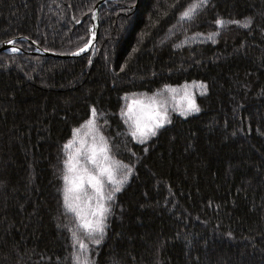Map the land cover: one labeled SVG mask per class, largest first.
Returning <instances> with one entry per match:
<instances>
[{
	"label": "trees",
	"instance_id": "obj_1",
	"mask_svg": "<svg viewBox=\"0 0 264 264\" xmlns=\"http://www.w3.org/2000/svg\"><path fill=\"white\" fill-rule=\"evenodd\" d=\"M96 1L0 0V43L23 50L0 52V264H72L63 145L93 107L133 169L95 264H264V0H209L192 21L189 0H105L93 50L31 52L84 46ZM196 82L199 111L120 133L131 97Z\"/></svg>",
	"mask_w": 264,
	"mask_h": 264
},
{
	"label": "snow or ice",
	"instance_id": "obj_2",
	"mask_svg": "<svg viewBox=\"0 0 264 264\" xmlns=\"http://www.w3.org/2000/svg\"><path fill=\"white\" fill-rule=\"evenodd\" d=\"M208 3L209 0H189V3L179 13L178 19L180 21L194 20L201 10L207 7ZM176 6L173 5V7ZM251 22V17H244L243 20H226L218 16L214 24L217 29L231 23L247 28ZM217 34L218 32L209 33L208 39L214 42V37ZM87 47L86 44L85 48ZM12 51H16V49H12ZM196 84L198 88L204 87L201 82H196ZM164 87L168 88L170 92L175 91L168 85ZM189 88L190 86H185L184 98L187 100V104L183 108L176 109L181 115L199 111ZM141 108L142 111L136 113L133 111L132 104H129L127 111L122 112V115L128 117L129 134L132 139L143 142L150 136H156L157 131L169 121L164 105L157 106L155 100H151L147 106L142 105ZM144 108H147V111H143ZM98 115L103 116V113L93 107L90 110L89 118L85 121L93 136L92 141L86 147L83 141H80V147L76 148L75 152L64 161L63 206L66 211L75 214L76 224L75 226L61 225V227H65L71 234L74 246L71 253L72 264H95L94 257L89 255L88 244L85 243L84 238L78 236L74 227L78 226L83 229L85 238L91 245L99 246L104 237L107 217L111 214L116 199L115 193L121 190V187L128 181L129 174L133 171L131 166L115 159V155L119 154V146L111 144L106 136L96 128ZM72 132L75 137L78 129L74 128ZM71 144L72 140L67 141L63 145V149H68ZM113 149H115V154L110 156L109 152ZM85 185L91 189V193L85 190ZM108 186H110V190L106 191Z\"/></svg>",
	"mask_w": 264,
	"mask_h": 264
},
{
	"label": "rangeland",
	"instance_id": "obj_3",
	"mask_svg": "<svg viewBox=\"0 0 264 264\" xmlns=\"http://www.w3.org/2000/svg\"><path fill=\"white\" fill-rule=\"evenodd\" d=\"M168 86L172 89H175V91L170 92L168 90V88H165L164 86H162V87L154 90L152 93L142 94V95H137V96L131 97L126 102V104L124 105L121 113L127 111L129 104H132V108H133L134 112L139 113L142 111V108H141L142 105L147 106L150 104L151 100H155L157 106L160 104L164 105L165 109L167 110L169 119H170V117H172L174 115L180 114V112L177 111L176 109L183 108L187 104V100L184 98L185 97V86H190L189 90H190L192 96L194 97L195 96L194 93H196L195 87H197V84L196 83H182L179 85H173L172 84V85H168ZM143 111H147V108H144ZM122 116H123L122 123L124 125L122 124V128L119 129L120 133L123 136L126 135V136L130 137L131 140H133L131 135L129 134V123L127 122L128 117L126 115H122ZM96 120H97L96 128L101 131L102 135L106 136V133L104 134L101 127H100V125L105 126L104 122L98 121L97 118H96ZM82 125H83V127H81ZM76 129H78V132L76 133L75 137H73V134H72L71 138L69 139V140H72V144L67 149L68 156L70 154H73L75 152L76 148L80 147V141H83V143L86 147L92 141V138H93L92 134H90V132H89V126L85 123V121ZM107 129L108 128L106 127V130ZM115 134L119 135V133L117 131L115 132ZM106 138H107V136H106ZM136 141H139V140H136ZM109 155L111 156L110 152H109ZM125 158H127V157H125ZM81 159H82V157H81ZM116 160H118V159H116ZM123 164H125V163H123ZM64 174H65V172H64ZM64 187H65V182L63 180L62 203H63V189H64ZM85 190L87 192L91 193V189L88 188L87 185H85ZM108 190H110V186H108L106 188V191H108ZM65 213H68L67 217H70L69 225L75 226V224H76L75 214L66 211V209H65ZM74 230L77 232L79 237L84 238L85 243L88 244L89 248H90V246L93 247V245H91L90 242L85 238V234H84L83 229L76 226V227H74ZM70 236H71V234H70ZM76 247L78 248V244L76 245Z\"/></svg>",
	"mask_w": 264,
	"mask_h": 264
},
{
	"label": "water",
	"instance_id": "obj_4",
	"mask_svg": "<svg viewBox=\"0 0 264 264\" xmlns=\"http://www.w3.org/2000/svg\"><path fill=\"white\" fill-rule=\"evenodd\" d=\"M105 0H97L93 9L91 10V22L88 26V38L86 41V44L88 45L87 48H85V45L82 46L81 48L72 51V52H67V53H57L54 51L46 50L40 48L36 43L31 42L33 45L32 53H38L42 54L45 56H50L53 58H62V59H67V58H75L80 55H83L91 50L94 49L97 35H98V24H99V7L100 5L104 2ZM84 20V17L79 18L76 21V24H79ZM15 38H10L7 40H4L0 43V52L1 51H11L12 49H16V51H23L21 48H18L17 44L15 43ZM91 41V43H89ZM11 42V43H9ZM14 52V51H13Z\"/></svg>",
	"mask_w": 264,
	"mask_h": 264
},
{
	"label": "bare ground",
	"instance_id": "obj_5",
	"mask_svg": "<svg viewBox=\"0 0 264 264\" xmlns=\"http://www.w3.org/2000/svg\"><path fill=\"white\" fill-rule=\"evenodd\" d=\"M60 59H62V58H60Z\"/></svg>",
	"mask_w": 264,
	"mask_h": 264
}]
</instances>
